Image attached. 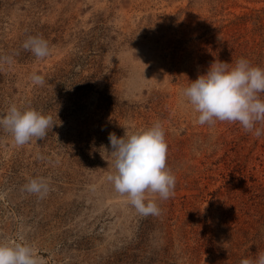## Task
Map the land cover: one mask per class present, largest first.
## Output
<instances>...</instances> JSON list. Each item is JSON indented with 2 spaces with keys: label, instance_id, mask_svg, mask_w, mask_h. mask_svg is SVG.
<instances>
[{
  "label": "rangeland",
  "instance_id": "rangeland-1",
  "mask_svg": "<svg viewBox=\"0 0 264 264\" xmlns=\"http://www.w3.org/2000/svg\"><path fill=\"white\" fill-rule=\"evenodd\" d=\"M29 37L50 54L26 50ZM240 58L264 68V0H0V114L15 104L56 124L23 146L0 127V241L23 235L44 264H255L264 134L199 125L182 95L215 60ZM154 122L176 184L145 217L107 180L101 146ZM37 177L43 198L25 188Z\"/></svg>",
  "mask_w": 264,
  "mask_h": 264
},
{
  "label": "clouds",
  "instance_id": "clouds-1",
  "mask_svg": "<svg viewBox=\"0 0 264 264\" xmlns=\"http://www.w3.org/2000/svg\"><path fill=\"white\" fill-rule=\"evenodd\" d=\"M37 58L50 54L48 42L42 37H29L23 44ZM35 85H43L44 77L33 73ZM264 68L253 66L240 58L234 65L215 60L205 74L191 81L182 90V95L198 113L199 125H214L217 121L239 123L246 132L256 137L264 130L256 127L264 124ZM56 125L51 115L34 108H19L10 105L0 114V127L8 132L18 146L33 138L42 140L48 130ZM111 150L101 146L111 157L113 172L107 180L116 192L125 195L131 206L142 216H159L161 209L153 197L167 200L174 195L176 177L166 167L168 145L160 122L132 132L125 130L121 137L108 134ZM109 166V162H108ZM28 192L41 198L50 190V180L32 178L25 185ZM0 264H44L37 251L20 235L15 241H0ZM240 264H254L251 259H242ZM255 264H264V253H260Z\"/></svg>",
  "mask_w": 264,
  "mask_h": 264
}]
</instances>
